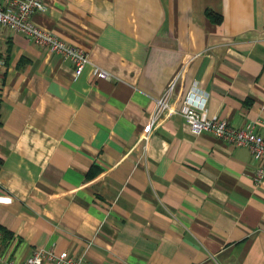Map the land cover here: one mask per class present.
Listing matches in <instances>:
<instances>
[{
  "label": "crops",
  "instance_id": "0c3cea01",
  "mask_svg": "<svg viewBox=\"0 0 264 264\" xmlns=\"http://www.w3.org/2000/svg\"><path fill=\"white\" fill-rule=\"evenodd\" d=\"M41 3L31 20L89 62L74 75L0 25V264L34 248L84 264H264L261 160L170 108L149 128L179 72L173 107L188 93L264 136V0Z\"/></svg>",
  "mask_w": 264,
  "mask_h": 264
},
{
  "label": "built area",
  "instance_id": "2783aa9c",
  "mask_svg": "<svg viewBox=\"0 0 264 264\" xmlns=\"http://www.w3.org/2000/svg\"><path fill=\"white\" fill-rule=\"evenodd\" d=\"M41 1L0 0V25L12 31L22 32L35 44L46 46L50 51L70 62L74 75L79 74L83 66L89 62L86 52L82 48L58 38L31 20L32 12L41 8ZM91 72L98 78L110 77L106 70L95 64H91ZM178 74L173 77L164 92L156 98L149 128L161 111L168 108L178 111L183 115L191 132L208 131L230 144L248 146L252 156L261 160L252 174V179L256 183L262 181L264 179V136L255 130L252 122L236 127L224 118L215 115L208 116L204 110V102L195 103L188 93L184 96L179 108L173 107L169 99ZM43 262L84 264L80 257L72 256L65 250L55 251L43 248H34L21 264H42ZM114 264H125V262L116 261Z\"/></svg>",
  "mask_w": 264,
  "mask_h": 264
},
{
  "label": "trees",
  "instance_id": "16d2710c",
  "mask_svg": "<svg viewBox=\"0 0 264 264\" xmlns=\"http://www.w3.org/2000/svg\"><path fill=\"white\" fill-rule=\"evenodd\" d=\"M207 15L214 21L218 22L221 20V14L214 12V11H210L209 9L206 10ZM0 230L4 231V229L0 228Z\"/></svg>",
  "mask_w": 264,
  "mask_h": 264
}]
</instances>
